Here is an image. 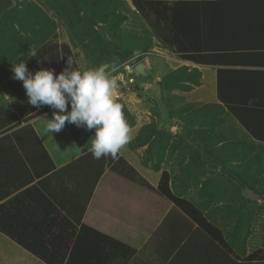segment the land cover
Instances as JSON below:
<instances>
[{"label":"crops","instance_id":"obj_1","mask_svg":"<svg viewBox=\"0 0 264 264\" xmlns=\"http://www.w3.org/2000/svg\"><path fill=\"white\" fill-rule=\"evenodd\" d=\"M248 2L257 3V5L252 4L251 7L240 8L241 12L239 11V13L249 22L246 27L242 28L244 31L241 33L239 28L232 30L234 26L232 29L228 28L226 34L222 33V26H226L228 21L236 20V17H239L237 15L238 11L233 12L235 10H229L224 4L218 5L212 3L203 6L208 9L207 13L210 18L208 31L211 33L212 42L220 43L223 41V43L226 42L230 45L239 42L247 43L248 45L264 44V6L261 4L264 3V0H249ZM229 30H231L230 33ZM232 39L234 40L230 42ZM159 42L161 43L160 40ZM162 46L164 47L163 44ZM164 48L162 51H157L159 53L154 52V56L152 55V57L147 58V62L145 58L141 59L143 60V66L139 68L142 70L141 72H139L138 68H131L135 72L130 73L129 79L134 78L135 80L132 74L140 76L138 83L141 90L138 93L134 91L121 93L119 86L116 90L118 95L115 96V100L121 104L122 111L131 129V140L121 149L119 155L123 156L154 187L159 185L163 170L170 172V183L174 190L177 188L176 182L179 183L181 181V184H185V187L190 185L187 190L189 194L190 191H194L195 189L191 185L194 175L201 171L203 180L208 178V183L204 187L203 193L209 200L218 198L221 195L225 196L229 187L233 186L232 197L235 200L232 206L223 208L225 209L223 212H221L222 209L214 211L212 207L222 205L223 201L214 204L212 203L213 200L209 201V205L202 210L205 215L224 230L226 239L232 244L234 252H229L224 245L218 243L213 238L192 236L194 230L197 228L196 225L187 232L186 229L188 230L189 227L177 220V216L170 215L168 216L169 218L165 219L172 206L170 205L168 210L163 213L159 207L161 204L159 198L148 201L147 192L141 188L136 187L134 190L132 189L133 191H130L127 186L120 187L104 178L96 184L92 193L88 190L73 188V184L79 178V173H76V170H79L78 165L69 167L67 172L59 174L56 179L52 177L51 180L46 182V188L48 191L54 192L53 195L56 199L54 200L55 206H59L62 212L67 213L68 210L75 214L81 212L85 205L86 207L81 218L83 224L135 248V254L126 264H264V261L259 263V259L248 258L253 251L264 247L257 245L258 241L255 235L257 234L256 230L259 229L258 223L248 215V212H251L254 208H251V206L246 208L239 203L243 194H254L255 196L256 188L248 185L245 182L246 180L243 182L244 187L240 169H236V163H239L238 160L236 158H226L223 155L233 153L231 149H236L237 147L241 149L242 147L250 146L245 141H252L251 143L263 145L264 143L253 139L244 129L251 138L247 136L241 142L218 139L214 140L215 142L202 141L199 143V147V144L197 145L194 142L184 141L177 143L171 140L167 142L152 141L135 148L131 146V143L137 137L144 124H142L139 114L137 117L135 116L128 96H154V104L158 106L157 110L161 113V116H168L172 120L171 116L174 115L175 109L179 106L178 104L187 105L193 101L192 89L184 90L177 87L167 89L161 85V81L164 77H167L182 66H187L189 70L196 67L201 72V84L198 85L199 91L196 94V96H199L200 101H210L213 104L220 103L217 89L218 68L223 66L196 64L192 61L183 60L170 49ZM257 48L248 49L247 47L238 48L230 46L226 50L231 52L239 50H243V52L264 50L263 46H257ZM226 68L235 69L234 72H227L233 73L228 74L226 77L225 92L229 96H264V72H262L264 71V67H241L238 65L236 67L227 66ZM246 69L255 71L236 72ZM167 97L169 100H165ZM68 110H71L70 104ZM53 112L54 109H50L30 119L28 122L22 121L18 127L12 130L15 131L30 124L49 156L43 162V158L39 160V158L34 157L35 152L30 151L31 144L29 143V149L25 144L26 151H29V156H32V161L30 160L32 168L29 164V170L31 168L32 171L29 172L28 167L26 168L20 159L11 157V155L4 151L7 147H10V142L0 141V150H3L5 154L2 155L0 153V204L8 201L12 196L28 188L33 183L71 164L90 151L95 129L89 131L86 128L77 127L74 124L66 122L65 127L60 132L52 134L46 130V125L51 119ZM226 113L231 115L228 111ZM175 126L172 123L166 126L162 124L160 119L159 124H157L159 130H166L172 133L176 131ZM6 134H0V138ZM197 146L206 150V161L210 159L209 156L211 155L212 159L216 160L219 166L232 163L234 168H229L231 173H224L219 167L220 173L211 175L210 171L205 170V167L208 169L209 163H205L203 160L199 163L198 158L193 160V157H190L191 153L187 151ZM221 148L223 149L221 150ZM182 149L185 152H180ZM39 152L38 150L36 153L38 154ZM33 158L36 164L33 162ZM190 158L194 162L191 161V165L185 167ZM179 160H181L180 163ZM43 165H45L44 168H41ZM238 165L241 166V163ZM36 167L37 169L41 168L38 174L35 172ZM199 169L200 171H198ZM21 181L25 182V185H20ZM227 182H229L228 189ZM201 187L203 186L199 184L197 190L199 191ZM8 191H12V193L3 196V193ZM88 192H90L89 199H87ZM187 198L196 204H201L200 201H195L191 197L187 196ZM243 212L246 215L243 216ZM228 215L230 217L226 219ZM243 228H248V233L243 231ZM231 229L235 231L234 235L229 232ZM3 235L28 252L29 256L36 259L40 264H47L5 234ZM184 235L185 237H181ZM120 254L123 253L121 252ZM119 260L117 256L113 262L118 264Z\"/></svg>","mask_w":264,"mask_h":264},{"label":"trees","instance_id":"obj_2","mask_svg":"<svg viewBox=\"0 0 264 264\" xmlns=\"http://www.w3.org/2000/svg\"><path fill=\"white\" fill-rule=\"evenodd\" d=\"M93 1L100 3V5H96L97 7L106 8L100 0ZM248 1L131 0L135 10L146 20L164 47L176 53L183 60L192 61L196 64L223 66L218 68L217 89L220 103L213 104V106L218 110L228 111L253 139L264 143V96H229L225 92L226 77L228 74H233L227 72H234L235 70L226 68L227 66L264 67V64H257L264 63V50L231 52L226 50L227 47L256 49L257 46L264 47V44L248 45L239 42L230 45L226 42L223 43V41L220 43L212 42L211 33L208 31L210 25L208 9L203 7L212 3L224 4L229 10L238 11L239 17H236V20L228 21L226 26H222V33L226 34V30L232 29L233 26L234 29L232 30L239 28L241 33L244 31L242 28L246 27L249 22L239 13L240 8L251 7L252 4L257 5V3H249ZM261 4L264 6V3ZM7 7L8 4L0 0V14ZM88 20L92 23L96 22L92 15L88 16ZM35 52L36 56L30 55L25 60L29 70L33 73L41 68H46L54 70L58 75L68 67L69 57L77 63L71 45L66 42L47 41L37 47ZM251 71L255 70L246 69L236 72ZM188 73H193L191 74L194 75L193 82L190 77H187ZM167 77L171 80L169 89L180 87L184 90H190L194 85L201 84V72L196 67L189 70L187 66H182ZM6 85L13 91L15 98L8 110L0 111V134L7 133L0 138V141L11 143L10 147L4 151L11 157L20 159L30 172L32 171V156H29V151H26L25 144L28 149L29 143L31 144L30 151L35 152V158H39V160L43 158L44 162L49 156L30 124L15 131L12 130L18 127L22 121L28 122L52 108L47 105L39 108L32 106L28 102L23 82L14 79V74L8 77ZM150 127L152 128L151 125H145L141 128L131 143L133 148L152 142L149 140L150 136L145 135L149 132ZM150 146L151 144L149 149ZM38 150L40 152L37 154ZM0 153L5 155L3 150H0ZM33 162L36 164L34 158ZM76 165L79 166V170H76V173H79V178L76 179L73 188L88 190L92 193L96 184L103 178L120 187L127 186L130 191L136 187L141 188L147 192L148 201L159 198L161 201L159 207L163 213L168 210L170 205L172 206L165 219L169 218L170 215L177 216V220L189 227L188 230L186 229L187 232L196 225L197 228L192 236L213 238L224 245L229 252H234L232 244L226 239L224 230L205 215L198 204L172 188L171 175L168 170L162 171L159 185L154 187L123 156L118 155L117 159L107 157L97 160L93 158L91 151L52 175L33 183L12 196L8 201L1 203L0 232L47 264H117L113 262L117 256L120 259L118 264H126L135 254L136 249L83 224L81 218L85 205L81 212L75 214L68 210L67 213L62 212L59 206H55L54 192L47 190L46 182L52 177L56 179L59 174L67 172L69 167ZM40 169L36 167L35 172L38 174ZM20 185H25V182L21 181ZM131 186L134 187L131 188ZM90 192H88L87 199H89ZM10 193L12 191L4 192L3 196ZM185 235L181 237H185ZM121 252L123 254H120ZM248 258L259 259V263L263 262L264 248L253 251Z\"/></svg>","mask_w":264,"mask_h":264},{"label":"rangeland","instance_id":"obj_3","mask_svg":"<svg viewBox=\"0 0 264 264\" xmlns=\"http://www.w3.org/2000/svg\"><path fill=\"white\" fill-rule=\"evenodd\" d=\"M3 1L8 4V7L0 14V111L8 110L15 98L13 91L6 85L8 77L14 74L12 64L18 63L20 60L25 61L44 42L69 43L79 67L83 70L95 69L103 64H108L109 75L117 80L121 93L127 91L138 93L141 90L138 83L140 76L132 74L135 80L130 81L129 79L130 73L135 72L131 68H139L143 62L141 59L145 58L143 55L135 57L136 54L165 49L146 20L135 10L131 0H100L101 4L106 7L104 9L97 7L96 5H100V3L93 0ZM90 15L95 17V23L88 20ZM145 59L147 62V58ZM127 61L130 64L125 65ZM191 74L193 73H188L187 77H190L193 82L194 75ZM161 83L162 86L169 89L171 80L169 77H164ZM197 87L194 85L192 88L193 101L191 103L187 105L177 103L179 106L175 109V113L173 112L172 120L168 116H161L157 110L158 106L154 104V96H128L135 116L140 115L143 126H152L145 134L150 136L149 140L159 142L174 140L177 143L188 141L198 145L202 141L212 142L218 139L241 142L242 139L249 136L237 120L228 115L226 111L218 110L210 101H200L199 96H196L199 91ZM116 94L118 95V93ZM166 99L169 100L168 97ZM159 119L166 126L170 123L175 124L176 131L172 133L159 130L157 128ZM251 142L245 141L250 146L241 149L237 147L231 149L233 153L223 155L230 159L236 158L241 163V166L236 163V169H240L243 177L242 184L246 180L248 185L256 188L255 196L254 194H243L239 203L246 208L250 206L254 208L248 212V215L258 223L259 229L256 230L257 234L255 235L258 241L257 245L264 247V145ZM198 146L200 147V144ZM198 146L187 151L191 153L190 157H193V160L198 158L199 163L202 160L209 163L208 169L205 167L206 171H210L211 175L217 174L220 173L218 170L220 167L222 172L231 173L229 168H234L232 163L219 166L211 155H208L210 159L206 161V150ZM156 150L160 152L158 148ZM180 152H185V150L182 149ZM191 161L190 158L185 167L191 165ZM180 162L181 160H179ZM202 177L201 171L194 175L191 185L195 189L190 191V194L187 191L190 185L185 187L181 181L176 182L175 191L185 197L200 201L201 204L198 205L202 209L209 205V201L213 200L214 204L223 201L222 205L212 207L214 211L222 209L221 212H223L225 211L223 208L232 206L235 200L232 197L233 186L229 187L225 196L221 195L209 200L203 193L208 178L203 180ZM199 184L203 187L198 191ZM227 184L228 189L229 182ZM244 215L246 213L243 212ZM229 217L228 215L226 219ZM243 231L248 233L249 230L243 228ZM229 232L233 235L235 233L233 229ZM29 263L40 264L36 259L30 257L28 252L0 233V264Z\"/></svg>","mask_w":264,"mask_h":264},{"label":"clouds","instance_id":"obj_4","mask_svg":"<svg viewBox=\"0 0 264 264\" xmlns=\"http://www.w3.org/2000/svg\"><path fill=\"white\" fill-rule=\"evenodd\" d=\"M31 56H36V52ZM67 64L58 75L46 68L33 73L26 61L20 60L12 64V72L14 79L23 82L32 106L54 109L46 125L48 132H60L66 122L89 131L95 129L90 149L93 158L117 159L131 140V129L121 104L115 100L117 80L109 75L108 64L83 70L71 57Z\"/></svg>","mask_w":264,"mask_h":264},{"label":"built area","instance_id":"obj_5","mask_svg":"<svg viewBox=\"0 0 264 264\" xmlns=\"http://www.w3.org/2000/svg\"><path fill=\"white\" fill-rule=\"evenodd\" d=\"M154 52L159 53V52H157V51H155V50H149V51L143 52V53H141V54H136L135 57L140 56V55H143V57L148 58L149 56L154 55V54H153ZM127 64H130V62L127 61V62L125 63V65H127ZM130 81H134V78H130Z\"/></svg>","mask_w":264,"mask_h":264},{"label":"water","instance_id":"obj_6","mask_svg":"<svg viewBox=\"0 0 264 264\" xmlns=\"http://www.w3.org/2000/svg\"><path fill=\"white\" fill-rule=\"evenodd\" d=\"M142 66H143V63L140 64L139 68H141ZM139 68H138V69H139ZM139 70H140V69H139ZM139 70H138V71H139ZM141 71H142V70H140L139 72H141Z\"/></svg>","mask_w":264,"mask_h":264},{"label":"bare ground","instance_id":"obj_7","mask_svg":"<svg viewBox=\"0 0 264 264\" xmlns=\"http://www.w3.org/2000/svg\"><path fill=\"white\" fill-rule=\"evenodd\" d=\"M115 96H117L116 92H115Z\"/></svg>","mask_w":264,"mask_h":264}]
</instances>
